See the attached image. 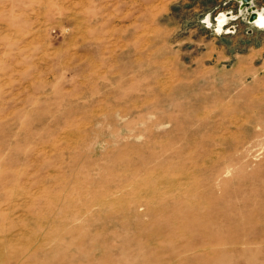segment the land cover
<instances>
[{"label":"rangeland","instance_id":"1","mask_svg":"<svg viewBox=\"0 0 264 264\" xmlns=\"http://www.w3.org/2000/svg\"><path fill=\"white\" fill-rule=\"evenodd\" d=\"M250 15L235 0H0V264H264Z\"/></svg>","mask_w":264,"mask_h":264},{"label":"bare ground","instance_id":"2","mask_svg":"<svg viewBox=\"0 0 264 264\" xmlns=\"http://www.w3.org/2000/svg\"><path fill=\"white\" fill-rule=\"evenodd\" d=\"M235 1H238L239 4L242 6V8H246L248 9L249 11L251 12H255L257 14L256 16V20H255V24L258 25L259 27H263L264 26V13L262 14L261 12L257 11L255 6H254V3L253 1H248V0H235ZM225 15H223L222 17L219 18L220 20V24L225 20ZM208 24V23H207ZM219 24L218 26V30H221V25ZM257 26V27H258ZM220 32V31H219ZM151 209L148 210V212L150 211ZM197 241L198 242H201L202 239L201 237H196ZM208 242L213 244L215 243L214 240L212 238H208ZM225 243H228V242H225ZM201 244V243H200ZM210 246V245H209ZM69 247V246H67ZM59 249H62V247L60 246H56V247H53L52 250H49L48 252L43 250V247H40L39 250H43L45 252H47L48 254H51V252H54V251H59ZM157 249V248H156ZM156 249H153V250H156ZM152 250V251H153ZM154 252V251H153ZM176 255H178V253H176L175 251H169L167 252V254L164 256L165 258H167L169 261L171 260H174L176 259ZM71 262L72 261V258L69 259ZM183 261L185 260H182V259H179L178 260V264H183Z\"/></svg>","mask_w":264,"mask_h":264},{"label":"water","instance_id":"3","mask_svg":"<svg viewBox=\"0 0 264 264\" xmlns=\"http://www.w3.org/2000/svg\"><path fill=\"white\" fill-rule=\"evenodd\" d=\"M248 1H253V0H248ZM249 13L251 14L249 17L250 21L255 22L257 14L251 11H249Z\"/></svg>","mask_w":264,"mask_h":264}]
</instances>
